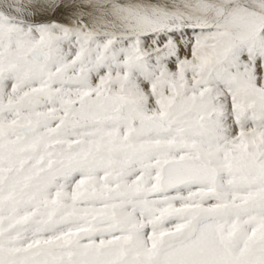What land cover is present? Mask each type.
I'll return each mask as SVG.
<instances>
[{
  "label": "bare ground",
  "instance_id": "obj_1",
  "mask_svg": "<svg viewBox=\"0 0 264 264\" xmlns=\"http://www.w3.org/2000/svg\"><path fill=\"white\" fill-rule=\"evenodd\" d=\"M127 1L0 3V264H264V0ZM184 151L215 178L163 201L161 168ZM34 223L32 258L16 254ZM74 224L94 232L71 244Z\"/></svg>",
  "mask_w": 264,
  "mask_h": 264
},
{
  "label": "rangeland",
  "instance_id": "obj_2",
  "mask_svg": "<svg viewBox=\"0 0 264 264\" xmlns=\"http://www.w3.org/2000/svg\"><path fill=\"white\" fill-rule=\"evenodd\" d=\"M12 1H14V0H12ZM19 0H16V2H14V3H12V5H13V7L15 6V7H17V5H18V2ZM31 1V0H30ZM36 1V0H35ZM135 2V1H134ZM0 3H3V0H0ZM125 3H129L127 0H118V2H117V0H110V3H106L107 5L108 4H110V5H108V7H111V8H113V9H122V7L120 6V4H125ZM5 4V3H4ZM8 4H5V6H6V8H8V6H7ZM19 6V5H18ZM1 7V6H0ZM10 7H11V5H10ZM2 8V7H1ZM0 8V13L1 14H3V8L1 9ZM25 8V7H24ZM16 9V14H15V16L14 17H16V19H19V20H21L20 19V15H21V13H20V11H19V9H17V8H15ZM7 10V9H6ZM5 12V11H4ZM10 12H11V10H10ZM104 12V11H103ZM6 13H8V10L6 11ZM13 13H11L10 14V16L12 15ZM3 15H5V14H3ZM7 15V14H6ZM5 15V17H7ZM13 17H10V18H8L7 17V19H12ZM0 30H2V29H0ZM260 32H261V30L259 31V34H260ZM5 37H7V36H5ZM0 39H7V38H2V37H0ZM35 42L33 43V41H29V43L27 44V45H25V48H28V49H31L33 46H35ZM0 47H2L1 45H0ZM3 48H0V70L3 68V66L6 64L5 63V61L4 60H10L11 58H10V56H11V54H6V53H1V50H2ZM104 55V54H103ZM103 55H102V57H103ZM29 59H30V57H29ZM32 59V58H31ZM80 61H82V59H80ZM136 66H139V64H137ZM133 68H134V65H133ZM10 76V74L9 75H7L6 76V78H8ZM12 79H13V77H11ZM4 79V77H0V83H1V81ZM12 79H9L10 81L12 80ZM48 80V79H47ZM49 81V80H48ZM56 80H54L53 82H55ZM107 83L108 84H112L113 83V81L111 80V79H109L108 81H107ZM123 83H124V85H127L128 84V78H123ZM71 84H73V83H71ZM74 86H76V85H74ZM55 91H57V90H55ZM28 93H29V91H27ZM26 91H25V93L22 95V97H24V96H27L28 95V93H27ZM53 97L55 98V96L53 95ZM173 99H175V96L173 97ZM77 103V102H76ZM75 104V103H74ZM118 107H120V106H117L116 108H114V109H117ZM193 110H195V108L193 109ZM184 112V111H183ZM186 113H182V115H185ZM260 118H262V117H260ZM79 123V122H78ZM179 134V133H178ZM181 136V135H180ZM126 140V139H125ZM124 141V140H123ZM125 142V141H124ZM127 143V142H126ZM181 154V155H180ZM188 154H190V153H186L185 151L184 152H181V153H179L178 155H175L174 157L173 156H171V159H180V158H182V156H184V158H191V159H194L195 161L197 160V158L195 157V155H188ZM215 167V166H214ZM79 173V175H80V172H78ZM130 174L128 173V175L127 176H129ZM65 176H67V174H65L64 175V177ZM73 177V176H72ZM71 176H70V178H72ZM81 177V176H80ZM129 178V177H128ZM127 179V178H126ZM54 180H56V179H54ZM75 180V179H74ZM70 182H72L71 181V179H70V181H68L67 183H66V189H68L69 188V184H70ZM186 184V183H185ZM184 184H182V185H180V186H175V188L173 187V189H171V188H169L170 190H166V191H164L165 192V198L163 199V201L164 200H168L169 201V196H170V192H172V190H174V189H176V188H178V187H181V186H183ZM246 186H249V185H247V184H245ZM250 187V186H249ZM252 187V186H251ZM254 187V186H253ZM196 188H198L197 186H196ZM198 189H205L204 187H199ZM157 198H161V195L160 196H158ZM172 199H174V198H172ZM109 201H112V200H109ZM172 204V203H171ZM164 206L166 207V208H169L170 207V205L167 203V206L165 205V203H164ZM171 206H175V204L173 203ZM187 206V207H186ZM185 207L188 209V208H194V207H197V208H200L199 206H193V204H188V205H186ZM165 207H163V208H165ZM185 207H182V208H184V209H186ZM139 212V211H138ZM139 214V213H138ZM231 217V216H230ZM174 219V218H173ZM180 219H183L181 216H180ZM187 219V218H186ZM175 220V219H174ZM177 220V219H176ZM183 220H185V219H183ZM167 221V220H166ZM169 222V221H168ZM168 222H164V223H168ZM29 224V223H28ZM24 225H26V224H24ZM80 225H82V224H74L73 226H71V228H69V231H68V234L70 235V234H72V236H73V234L76 232V231H78V230H80V229H82V228H85V227H83V226H80ZM164 225V224H163ZM52 225H49V226H47L46 228H45V231L42 233V234H40V236L41 237H43V238H49V235H50V233H51V231L53 230L52 229V227H51ZM79 226V227H78ZM89 226H90V224H89ZM168 226H170V225H168ZM168 226H166L165 228H167ZM32 227V228H31ZM37 227H38V225L37 224H31V225H28V226H25V227H17V228H19L20 229V233L21 234H19L18 235V239L20 240V241H24V243H21V244H19V247L17 246V248H15V252H16V254L18 253V254H22L23 255V253L25 254V250L26 249H28V242L31 240V241H33V240H35V239H33V236H35L37 233H38V231H39V229H37ZM222 227L224 228V229H222ZM227 224H226V222L225 221H223V222H221V227H220V229L222 230H219L220 232H219V234L224 238L223 239V243L221 244V246L222 247H224V248H227V249H229L230 247V251L231 250H234L236 247H237V244L238 243H232V244H226V241H225V235H227V231H225V229H227ZM24 230H23V229ZM39 228V227H38ZM159 228H161V227H159V224H157V219H156V222H155V224H154V226H153V230H156V232H157V230H159ZM50 229V230H49ZM52 229V230H51ZM174 229H177V228H172V229H167L165 232H169V231H171V230H174ZM28 230V231H27ZM29 230H30V232H29ZM36 230V231H35ZM47 231V232H46ZM36 232V233H35ZM98 232V231H97ZM97 232H96V234H97ZM163 232V231H162ZM161 231H159L157 234H156V237H159V235L162 233ZM226 232V233H225ZM40 233V232H39ZM23 234H26V235H23ZM49 234V235H48ZM95 234V235H96ZM162 234H164V232L162 233ZM161 234V235H162ZM32 235V236H31ZM94 235V236H95ZM161 235H160V237H161ZM20 236V237H19ZM31 236V237H30ZM28 238V239H27ZM179 238V237H178ZM86 239H89V238H86ZM49 239H47L46 241H48ZM155 240H157V238L155 239ZM27 241V242H26ZM167 242V241H166ZM260 242V241H259ZM258 241H257V243H259ZM261 243V242H260ZM240 244V243H239ZM263 244H264V242H263ZM232 245V246H231ZM228 246V247H227ZM61 247H62V244L61 245H59V249L60 250H62L61 249ZM65 248V247H64ZM43 251H47V249L45 250V249H42ZM198 253H199V251H198ZM201 253H199V255H200ZM22 255H20V256H22ZM24 256H29V254H25ZM35 257H41L42 255H40L39 253L38 254H36V255H34ZM68 258V260H67V258ZM72 257V255L71 254H69V255H66L65 256V260H67L66 262H68V263H72V262H70V258ZM29 258H32L31 256H29ZM15 260H18V261H20L19 259H15ZM80 260V262H82V261H84L83 262V264L85 263V261H87V260H81V259H79ZM28 261H29V263L31 264V263H33V262H35V260H30V259H28ZM44 262H39L38 264H43ZM117 264V263H116ZM119 264V263H118ZM121 264V263H120Z\"/></svg>",
  "mask_w": 264,
  "mask_h": 264
},
{
  "label": "water",
  "instance_id": "obj_3",
  "mask_svg": "<svg viewBox=\"0 0 264 264\" xmlns=\"http://www.w3.org/2000/svg\"><path fill=\"white\" fill-rule=\"evenodd\" d=\"M29 55L34 59L39 57L46 58L47 54L42 49H32L29 51ZM119 110V109H118ZM33 126L28 125H14L13 129L18 132L29 131ZM200 163H196L192 159L182 158L167 161L161 168V178L159 184L161 187H172L181 184L189 180H199V181H212L215 178L216 172L210 166L208 160L204 156H199ZM54 161L50 162V165H54ZM114 195L120 193L118 190L112 192ZM196 209H188L185 211L184 215L188 218H193L197 215ZM113 220L110 215H97L92 219L94 224L104 223ZM94 231L92 229H82L75 234V237L71 244L74 242L89 237ZM180 230L171 231L162 235V239H170L178 236Z\"/></svg>",
  "mask_w": 264,
  "mask_h": 264
}]
</instances>
